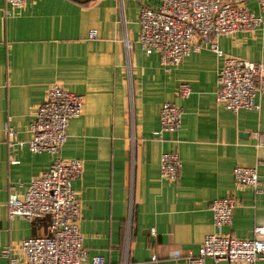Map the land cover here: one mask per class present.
Wrapping results in <instances>:
<instances>
[{
  "label": "crops",
  "instance_id": "1",
  "mask_svg": "<svg viewBox=\"0 0 264 264\" xmlns=\"http://www.w3.org/2000/svg\"><path fill=\"white\" fill-rule=\"evenodd\" d=\"M158 5L26 0L12 8L0 0V264L23 260V239L49 234L47 217H10L6 204L11 191L23 195L56 156L82 161L72 182L87 250L82 264L96 255L105 264H186L184 256L197 253L206 235L251 238L254 226L264 225V96L257 99L259 110L234 113L219 106L223 57L206 45L168 71L157 54H145L139 11ZM249 7L258 13L254 0ZM90 29L96 39L88 38ZM217 42L225 56L264 64V27ZM181 83L191 88L186 98L176 93ZM52 84L82 96L81 114L69 120L57 154L32 153L15 143L29 139L34 113ZM166 102L182 108L181 124L156 136ZM7 127L16 132L13 141ZM168 151L181 162L176 182L160 176V155ZM236 166L255 167L263 192L236 184ZM229 196L236 200L231 223L217 229L210 204ZM7 246L9 256L3 255ZM205 264L230 263L207 258Z\"/></svg>",
  "mask_w": 264,
  "mask_h": 264
},
{
  "label": "built area",
  "instance_id": "2",
  "mask_svg": "<svg viewBox=\"0 0 264 264\" xmlns=\"http://www.w3.org/2000/svg\"><path fill=\"white\" fill-rule=\"evenodd\" d=\"M12 8L22 7L26 0H4ZM258 13L249 7V0H159L157 9L142 6L139 11L138 43L145 54L159 56L160 66L170 70L178 66L192 52L206 45L223 63L217 72L216 103L234 113L240 109L259 110L258 98L264 96V64L248 59L225 56L217 39L237 32H252L264 27V0H254ZM89 39L97 38L96 29L88 31ZM178 96L191 93L187 83L176 89ZM81 95L52 84L45 100L36 109L29 127L30 137L15 144L26 146L32 153L57 154L66 141L69 120L81 114ZM182 108L164 103L159 111V128L154 135L174 133L181 124ZM9 141L16 132L7 127ZM181 162L175 151L163 152L159 159L161 178L176 182ZM82 172L78 158L55 157L49 167L28 185L23 195L11 191L7 200L10 217L20 216L30 222L43 217L49 220V234L23 239L18 249L23 260L10 258L8 264H82L87 259L83 236L78 228L80 202L72 182ZM233 180L238 185L250 186L263 192L255 167L236 166ZM236 205L234 197L214 199L210 204L217 229L229 225ZM154 232V231H152ZM127 249V245H126ZM12 248L3 249L10 255ZM175 256H180L177 252ZM186 264H205L207 258L230 264H252L264 259V225L253 228L251 238L229 235H206L195 254H187ZM89 264H105L102 256H92Z\"/></svg>",
  "mask_w": 264,
  "mask_h": 264
}]
</instances>
